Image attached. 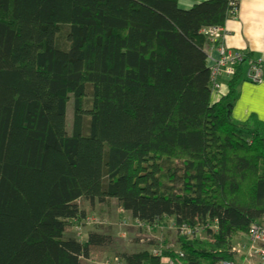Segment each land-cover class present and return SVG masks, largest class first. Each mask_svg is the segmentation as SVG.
Listing matches in <instances>:
<instances>
[{"label":"trees","instance_id":"trees-1","mask_svg":"<svg viewBox=\"0 0 264 264\" xmlns=\"http://www.w3.org/2000/svg\"><path fill=\"white\" fill-rule=\"evenodd\" d=\"M230 10L227 0L189 10L177 0H0V264L88 260L109 235L65 233L105 225L83 204L110 201L149 228L200 230L178 235V252L122 253L119 264L234 259L236 237L264 217V123L231 116L245 56L212 103L213 42L201 31Z\"/></svg>","mask_w":264,"mask_h":264},{"label":"crops","instance_id":"crops-1","mask_svg":"<svg viewBox=\"0 0 264 264\" xmlns=\"http://www.w3.org/2000/svg\"><path fill=\"white\" fill-rule=\"evenodd\" d=\"M203 1L208 0H177V6L181 10H189L193 5ZM222 27L224 33L220 40L208 43L204 46L205 53L208 56L207 58H209L207 65H209L213 59L217 58L216 48L219 44H222L230 52L240 53L245 56V62L241 65L243 74L252 61L257 60L264 64V0H239L236 15L228 18ZM230 79L221 81L218 93L216 95H211L212 103L217 102L222 95L227 94L228 81ZM231 116L236 122H244L251 116H255L259 121L264 123V74L263 82L260 84H252L244 80L243 76L240 78ZM111 202L112 201L109 203ZM108 204L97 205L96 207L83 204V209L88 216L96 215L98 212L100 213L103 211V209H105L104 207L108 206ZM122 212L125 217L132 220L129 212L124 210H122ZM166 223L165 220V224L155 225V227L153 226L151 229L154 230V228L167 226ZM132 225L137 226V223L132 220ZM140 230L143 231L142 228ZM86 236L87 233L83 234V237L86 238ZM159 241H165V239H159ZM139 251L140 250H137L136 252Z\"/></svg>","mask_w":264,"mask_h":264},{"label":"rangeland","instance_id":"rangeland-1","mask_svg":"<svg viewBox=\"0 0 264 264\" xmlns=\"http://www.w3.org/2000/svg\"><path fill=\"white\" fill-rule=\"evenodd\" d=\"M262 67L264 68V64H262ZM247 74L248 69L243 74V79L246 81H248L246 79ZM248 82L255 84L251 81ZM72 106L73 105L71 97L66 107V125L68 131L71 130ZM178 185L179 182H176V186ZM104 208L105 209L101 211L102 213L98 212L96 215L97 217L102 219L105 225L98 226L97 228L96 226H90L86 229L83 228L82 231L78 230L77 234H75L72 228H69L65 233L68 238L72 239H75V237L80 235V239H84L85 237H83V234L95 230L100 233H105L107 234V236L109 235V245L105 248L94 249L90 258L88 260H82L81 264H119V261L115 260L116 257H118V254L133 253L137 250H147L151 252L152 250H155L158 247H160V249L166 248L175 252L179 251L177 228L173 225L171 221L166 220L167 226L154 228V230H152L151 228L145 225L139 227L136 225L133 226L132 220L124 216V213L115 201H112L108 204V206H105ZM141 228L143 229V231L140 230ZM157 236H160L161 238ZM200 237L204 238V232L200 234ZM159 239H165V241H159ZM235 240L236 244L239 243L242 246L248 244L243 233L238 235ZM165 264L169 263L165 262Z\"/></svg>","mask_w":264,"mask_h":264},{"label":"built area","instance_id":"built-area-1","mask_svg":"<svg viewBox=\"0 0 264 264\" xmlns=\"http://www.w3.org/2000/svg\"><path fill=\"white\" fill-rule=\"evenodd\" d=\"M227 1L231 7L230 15H236L238 11V0ZM201 32L207 39H209L210 42L219 41L224 33L222 26L207 27ZM216 51L217 58L213 59L208 65L211 95H216L218 93L222 80L230 79L236 74L237 65L243 61L242 54L230 52L222 44L217 46ZM207 61H209V58H207ZM263 73L264 68L262 67V62L257 60L252 61L248 66L246 79L255 84H260L263 82ZM86 222L87 224L99 223L96 219H88ZM142 225L143 224L137 223V226ZM78 230H80V228ZM177 232L178 235L182 237H190L198 235L200 230L196 227L190 228L185 225H181L177 228ZM243 235L245 236L248 244L242 246L239 243H235L231 248V253L233 254L234 259L223 260L218 264H264V217H262L260 221L251 224L247 232ZM151 254L155 257L161 256L159 249L152 250ZM179 256L180 258H183V254H179ZM167 263L172 264L171 262Z\"/></svg>","mask_w":264,"mask_h":264}]
</instances>
